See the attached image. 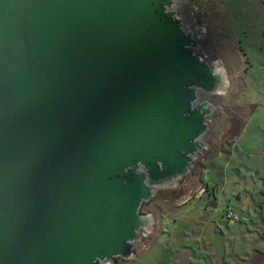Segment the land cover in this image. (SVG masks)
I'll use <instances>...</instances> for the list:
<instances>
[{
    "label": "water",
    "instance_id": "water-1",
    "mask_svg": "<svg viewBox=\"0 0 264 264\" xmlns=\"http://www.w3.org/2000/svg\"><path fill=\"white\" fill-rule=\"evenodd\" d=\"M198 47L175 0H0V264L132 258L229 83Z\"/></svg>",
    "mask_w": 264,
    "mask_h": 264
},
{
    "label": "rangeland",
    "instance_id": "rangeland-1",
    "mask_svg": "<svg viewBox=\"0 0 264 264\" xmlns=\"http://www.w3.org/2000/svg\"><path fill=\"white\" fill-rule=\"evenodd\" d=\"M198 1L207 25L199 53L218 60L214 67L227 71L229 83L212 97L207 151L143 206L154 228L124 264H175L172 248L190 252L188 264H264V0ZM175 2L189 23L188 6ZM210 204H217L214 222ZM229 208L237 219L227 218Z\"/></svg>",
    "mask_w": 264,
    "mask_h": 264
},
{
    "label": "flooded vegetation",
    "instance_id": "flooded-vegetation-1",
    "mask_svg": "<svg viewBox=\"0 0 264 264\" xmlns=\"http://www.w3.org/2000/svg\"><path fill=\"white\" fill-rule=\"evenodd\" d=\"M183 2V4H186L187 6H188V8H189V17H190V22L189 23H184V25H185V28L187 29V30H191L193 33H194V36L198 39V41H199V47L196 49V52L200 55V56H202L204 59H206V60H208L212 65H213V67H214V65L216 64V62L218 61V60H212V59H210V57L207 55V54H205V53H199L200 52V50H201V44H202V42H203V40H204V36L206 35V33H207V25H206V23H202V21H201V19H199V15L201 14V12H202V10L204 9L203 7H202V4L198 1V0H182ZM204 11V10H203ZM199 19V20H198ZM215 96V95H214ZM200 97H201V99H206V98H210V101H212V97L213 96H208V95H206V94H203V93H201V95H200ZM215 106V105H214ZM216 106H215V110H214V114H213V116L211 117V120H210V122H209V128H208V130H207V132H206V134L204 135V138H205V136H209V134H210V131H211V125H210V123H212L213 121H212V118L213 117H215V111H216ZM212 121V122H211ZM203 138V139H204ZM207 145H206V148L202 151V153H200L199 154V157H198V159L194 162V164H196L197 163V161H199L200 159H201V157L203 156V154L207 151V149H208V143H207V141L205 142ZM194 164H193V167H194ZM192 167V168H193ZM186 177V176H185ZM184 177V178H185ZM183 178V179H184ZM170 189V188H169ZM149 235V234H148ZM148 235H146V234H143V232L141 233V238H140V240L137 242V246H136V249H137V247H138V245H140V242H143L145 239H146V237L148 236ZM136 251V250H135ZM131 259V258H130ZM129 260V259H128ZM124 261H126V260H123V259H121V258H115L114 260H113V262H110V263H108V264H124L125 262Z\"/></svg>",
    "mask_w": 264,
    "mask_h": 264
},
{
    "label": "crops",
    "instance_id": "crops-1",
    "mask_svg": "<svg viewBox=\"0 0 264 264\" xmlns=\"http://www.w3.org/2000/svg\"><path fill=\"white\" fill-rule=\"evenodd\" d=\"M227 72V71H226ZM256 110L257 109H254V112H256ZM255 114V113H254ZM165 190H171V188L170 189H165ZM161 191H164V190H161ZM160 192V191H159ZM204 197V196H203ZM202 197V198H203ZM207 205V204H206ZM211 205V204H210ZM209 205V209H206V211H208L210 214V218H209V220L211 221V222H214V221H216V214H215V211L214 210H212V207L214 208V209H216V206H217V204H213V205H211L210 206ZM198 220V219H197ZM213 226V225H212ZM201 234H203V231H201L200 232ZM172 238V237H171ZM172 251H173V258H174V262H175V264H182V263H184V264H188V262H187V256L188 255H190L191 253L190 252H188L189 254H186V252L184 253V254H181V255H178L177 253L178 252H182L180 249H175V248H172ZM155 256H161L160 255V252L158 251V252H156L155 253ZM186 257V259H185V262H183V259ZM182 261V262H181ZM173 264V263H172Z\"/></svg>",
    "mask_w": 264,
    "mask_h": 264
},
{
    "label": "built area",
    "instance_id": "built-area-1",
    "mask_svg": "<svg viewBox=\"0 0 264 264\" xmlns=\"http://www.w3.org/2000/svg\"><path fill=\"white\" fill-rule=\"evenodd\" d=\"M226 216L229 219H237L236 214L234 213L232 208H229L228 211L226 212Z\"/></svg>",
    "mask_w": 264,
    "mask_h": 264
},
{
    "label": "clouds",
    "instance_id": "clouds-1",
    "mask_svg": "<svg viewBox=\"0 0 264 264\" xmlns=\"http://www.w3.org/2000/svg\"><path fill=\"white\" fill-rule=\"evenodd\" d=\"M137 173H145L147 171L146 166L144 164H140L139 168L136 170Z\"/></svg>",
    "mask_w": 264,
    "mask_h": 264
},
{
    "label": "bare ground",
    "instance_id": "bare-ground-1",
    "mask_svg": "<svg viewBox=\"0 0 264 264\" xmlns=\"http://www.w3.org/2000/svg\"><path fill=\"white\" fill-rule=\"evenodd\" d=\"M215 68V67H214ZM216 70H220V71H224L223 69H218V68H215ZM225 91V90H224ZM224 91L221 93V94H223L224 93Z\"/></svg>",
    "mask_w": 264,
    "mask_h": 264
}]
</instances>
